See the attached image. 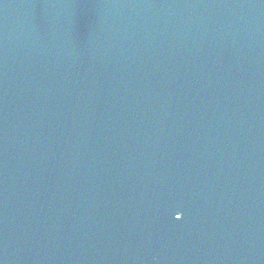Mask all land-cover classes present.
<instances>
[{
    "label": "water",
    "instance_id": "obj_1",
    "mask_svg": "<svg viewBox=\"0 0 264 264\" xmlns=\"http://www.w3.org/2000/svg\"><path fill=\"white\" fill-rule=\"evenodd\" d=\"M0 264H264V0H0Z\"/></svg>",
    "mask_w": 264,
    "mask_h": 264
},
{
    "label": "snow or ice",
    "instance_id": "obj_2",
    "mask_svg": "<svg viewBox=\"0 0 264 264\" xmlns=\"http://www.w3.org/2000/svg\"><path fill=\"white\" fill-rule=\"evenodd\" d=\"M180 217L178 216L177 219H179Z\"/></svg>",
    "mask_w": 264,
    "mask_h": 264
}]
</instances>
